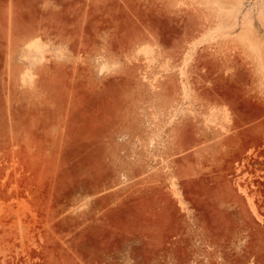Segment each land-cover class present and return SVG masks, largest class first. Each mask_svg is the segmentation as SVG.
<instances>
[{
    "label": "rangeland",
    "instance_id": "1",
    "mask_svg": "<svg viewBox=\"0 0 264 264\" xmlns=\"http://www.w3.org/2000/svg\"><path fill=\"white\" fill-rule=\"evenodd\" d=\"M0 264H264V0H0Z\"/></svg>",
    "mask_w": 264,
    "mask_h": 264
}]
</instances>
